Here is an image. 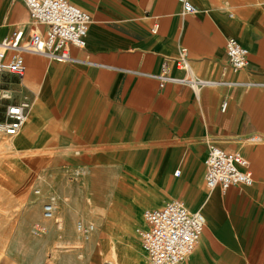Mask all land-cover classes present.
Wrapping results in <instances>:
<instances>
[{
  "label": "crops",
  "instance_id": "0c3cea01",
  "mask_svg": "<svg viewBox=\"0 0 264 264\" xmlns=\"http://www.w3.org/2000/svg\"><path fill=\"white\" fill-rule=\"evenodd\" d=\"M68 1L91 18L84 47L70 46L68 51L71 61L81 65L94 84L92 90L102 102L97 115L108 109L105 115L113 118L112 125L106 127L107 142L117 139L122 117L128 119L133 139L138 123L143 122L139 131L152 137L157 133V124L170 120L181 128L185 143H191L190 137H210L208 145L212 142L228 152L238 151L249 162L253 185L246 187L248 190L222 192L216 188L209 192L205 188L199 198L193 186L184 200L170 197L160 206L177 199L189 211H200L205 218L209 245L216 247L214 252H195L203 240V230L188 264H264V257L255 263L249 256L245 259L250 263H245L243 245L256 241L245 242V233L239 231V238H235L230 232L231 228L264 229V0H191L196 9L193 15L182 14L177 0ZM31 28L28 11L20 0H0V41L16 29L28 35ZM228 38L235 39L248 52L247 66L236 73L229 70L225 56ZM180 49L187 52L190 75L175 67ZM26 54L29 53L22 54V58L24 55L32 61L25 66L26 83L45 72L54 78L61 73L59 63L64 62ZM188 76L198 84L187 83ZM8 78L11 77L2 80L4 87ZM223 103L226 107L222 111ZM32 112L38 116L32 115L35 120L31 133L41 121L40 109ZM50 114L49 124L56 136L48 140L52 144L58 138L59 115L55 111ZM182 119L188 122L182 123ZM250 137L254 140H247ZM206 154L207 148L202 181ZM176 162L170 164L178 165ZM167 164L168 161L162 163L161 178L168 170ZM146 209L155 208L142 210L136 228L142 226ZM251 211L253 216L247 217V222L252 220L257 225H229L228 218L236 221L239 214ZM235 212L239 214L232 216ZM137 242L139 245L138 239ZM257 243L264 246V235ZM140 252L145 260L141 249Z\"/></svg>",
  "mask_w": 264,
  "mask_h": 264
},
{
  "label": "rangeland",
  "instance_id": "374dc122",
  "mask_svg": "<svg viewBox=\"0 0 264 264\" xmlns=\"http://www.w3.org/2000/svg\"><path fill=\"white\" fill-rule=\"evenodd\" d=\"M23 63L32 61L23 55ZM59 64L62 70L55 78L45 72L30 83L26 73L21 81L6 80L9 94L26 98L30 109L17 136L0 134V264H145L135 235L142 210L160 207L170 197L184 200L193 186L199 198L206 192L202 161L210 137H190L191 143H185L181 128L167 120L157 124L153 138L140 132L143 122L138 123L133 139L130 123L122 117L117 139L107 142L106 127L113 118L105 115L108 109L97 115L102 102L86 70L73 61ZM36 108L41 121L31 133ZM52 111L59 115L60 130L56 127L58 138L49 144L56 137L49 124ZM174 160L178 165L170 164ZM165 161L168 170L161 178ZM52 197L54 210L46 219L43 206ZM239 216L228 218L229 225H257L247 222L252 211ZM230 230L235 238L241 231L245 242L256 241L243 245V256L260 262L264 246L257 241L264 229ZM210 240L206 223L195 252H214Z\"/></svg>",
  "mask_w": 264,
  "mask_h": 264
},
{
  "label": "built area",
  "instance_id": "2783aa9c",
  "mask_svg": "<svg viewBox=\"0 0 264 264\" xmlns=\"http://www.w3.org/2000/svg\"><path fill=\"white\" fill-rule=\"evenodd\" d=\"M20 1L28 11L31 31L25 35L22 29H16L8 38L0 41V134L7 137H14L21 131L30 102L26 98L15 99L10 95L3 86V78H24V53L41 55L56 62L71 61L68 47H84L91 22L87 12L68 0ZM177 1L182 14H195L191 0ZM247 55V50L235 39L226 40L225 56L230 71L244 69L248 64ZM175 67L190 75L185 49L179 50ZM187 82L192 84L195 81L191 79ZM225 107L223 103L221 110ZM204 167L203 181L209 192L216 188L225 192L231 187L253 185L249 162L238 151L228 152L211 143L207 146ZM178 174L176 171L174 175ZM53 210L52 197L43 206L44 218H51ZM204 227L205 218L200 211L191 212L182 201L171 199L160 208L144 210L142 226L135 229V235L146 264H183L198 245Z\"/></svg>",
  "mask_w": 264,
  "mask_h": 264
},
{
  "label": "bare ground",
  "instance_id": "6f19581e",
  "mask_svg": "<svg viewBox=\"0 0 264 264\" xmlns=\"http://www.w3.org/2000/svg\"><path fill=\"white\" fill-rule=\"evenodd\" d=\"M193 85H194V84H193ZM194 87H195V86H194ZM26 121H27V120H26ZM26 121H25V122H26ZM24 124H25V123H24ZM27 124H28V123H27ZM23 126H24V125H23ZM22 128H23V127H22ZM21 130H22V129H21ZM28 130H29V127H28ZM19 133H20V132H19ZM19 133H18V134H19ZM18 134H17V135H18ZM17 135H16V136H17ZM14 137H15V136H14Z\"/></svg>",
  "mask_w": 264,
  "mask_h": 264
}]
</instances>
